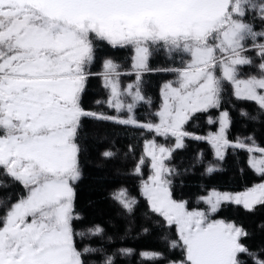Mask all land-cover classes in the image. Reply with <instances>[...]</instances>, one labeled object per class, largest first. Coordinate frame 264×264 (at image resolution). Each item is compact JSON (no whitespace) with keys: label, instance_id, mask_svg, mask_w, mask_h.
<instances>
[{"label":"snow or ice","instance_id":"obj_1","mask_svg":"<svg viewBox=\"0 0 264 264\" xmlns=\"http://www.w3.org/2000/svg\"><path fill=\"white\" fill-rule=\"evenodd\" d=\"M101 42L131 47L135 53V83L121 89L120 66L112 59L103 62L99 73L110 90L107 105L116 116L82 105ZM153 51L182 58L180 67L169 69L176 78L161 88L155 123L138 121L134 114L136 105L145 101L141 74L148 70ZM247 66L257 73L241 78ZM226 83L237 98L264 111V0H0V174L24 189L15 201L7 198L10 204L0 214V264H87L86 253L93 249H81L76 237L84 233L73 226L79 219L74 185L82 176L78 141L83 117L175 138L174 148L145 142L152 172L141 182L151 211L176 229L177 239L170 246L180 248L182 258L169 264H247L241 254L253 257V264H264L241 242L247 236L241 226L213 219L224 203L250 211L264 206V147L253 137L230 141L227 111L220 113L216 133L201 137L184 130L195 114L221 107ZM208 122L214 123L211 118ZM189 136L208 140L219 160L228 147L246 150L260 182L237 193L212 190L201 197L205 210L190 209L187 201L174 198V169L166 163ZM144 162L142 156L135 173L140 174ZM216 170V165L206 169ZM0 187L10 185L0 181ZM114 197L129 211L137 203L126 189ZM90 231L98 234L102 229Z\"/></svg>","mask_w":264,"mask_h":264},{"label":"trees","instance_id":"obj_2","mask_svg":"<svg viewBox=\"0 0 264 264\" xmlns=\"http://www.w3.org/2000/svg\"><path fill=\"white\" fill-rule=\"evenodd\" d=\"M259 24V21H257ZM259 30V29H258ZM256 59L255 53H248ZM134 49L131 47H113L106 42L97 43L95 60L91 65L92 75L82 96V105L86 110L105 115L116 116L115 109L107 105L110 90L104 87L102 64L112 59L120 66L119 80L125 85L127 80L136 79L132 67ZM150 69L180 67V56L157 53L151 56ZM186 59V57H183ZM255 62L254 64H258ZM246 69V70H245ZM245 74H256L254 66L243 68ZM174 72H144L141 74L140 89L145 97L135 110V117L141 122H156L154 113L161 106V88L174 78ZM100 103H97V102ZM221 110H228L231 118L229 138L232 141L253 137L256 143L264 147V111L255 102L239 99L230 84H225L220 109H210L197 113L187 123L186 130L196 135L208 136L218 130ZM248 115H241V113ZM127 113L124 112L123 115ZM211 118L214 123H209ZM157 138L155 132L147 129L124 126L110 121H99L92 117L82 118L79 137L81 178L75 184V212L79 219L74 220L76 232L84 233L76 240L81 249L87 247L93 251L86 253L87 264H169L180 260V248L170 246L177 239L174 226L169 227L159 214L151 211L147 199L141 194V182L152 172L151 160L146 156L145 142ZM111 151L114 155L106 158L103 153ZM144 164L140 174L134 169L141 157ZM249 153L238 148H229L224 159L219 160L212 144L207 140L187 138L185 145L175 150L167 161L174 169L171 176L173 196L177 200L188 202L190 209L205 206L201 197L212 190L241 192L260 181V176L248 165ZM216 165L217 170L208 173L206 169ZM2 171V170H0ZM0 181L10 185L0 187V214L9 206L8 197L15 201L24 189L19 183L0 174ZM126 189L137 203L129 211L124 208L114 194ZM217 216L235 222L247 233L241 242L248 246L256 258L264 259V206L247 210L242 205L224 203ZM100 227L102 231L94 234L92 229ZM129 249L130 252L122 250ZM161 253L157 259H146L142 253ZM241 260L253 264V257L241 254Z\"/></svg>","mask_w":264,"mask_h":264},{"label":"rangeland","instance_id":"obj_3","mask_svg":"<svg viewBox=\"0 0 264 264\" xmlns=\"http://www.w3.org/2000/svg\"><path fill=\"white\" fill-rule=\"evenodd\" d=\"M157 53H163V54H167L166 52H164V51H153L152 52V54L150 55V57H149V60H148V70H146V71H144V72H152V71H154V72H158V71H161V72H172V71H169V69H172V68H155L154 70L153 69H150V60H151V56L153 55V54H157ZM135 54V53H134ZM186 59H187V57H186ZM177 62H180V59H175ZM257 60H258V62H260L259 61V58L257 57L256 59H254V63L255 62H257ZM132 65H133V62H132ZM245 68V67H244ZM243 70V69H242ZM246 70V69H245ZM143 72V73H144ZM245 71H241V78H245V77H247L248 75H251V74H245L244 73ZM123 73H135L134 71H126V72H123ZM176 77L174 76V78H171V79H169L168 81H171V80H174ZM120 81V80H119ZM135 81H136V79H130V80H127V82H126V84L125 85H122V82L120 81V86H121V89H124L127 85H129V84H133V83H135ZM168 81H166V82H168ZM227 84H230V83H227ZM231 85V84H230ZM231 87L233 88V91H234V87L231 85ZM125 102L126 103H128V102H131V98L130 97H125ZM139 104V103H138ZM138 104L136 105V107H135V109H134V113H135V110H136V108H137V106H138ZM161 104H162V100H161ZM220 109V108H219ZM223 111H227L228 113H229V111L228 110H221V112H223ZM93 112V111H92ZM220 112V113H221ZM127 115V114H126ZM220 116V115H219ZM229 116H230V114H229ZM190 121V120H189ZM188 121V122H189ZM156 122H158V120L156 121ZM155 123V122H154ZM187 125V124H186ZM186 125L184 126V130L185 131H187L186 130ZM230 125H231V118H230V124H229V127H228V130H227V133H226V135H227V138L230 140V138H229V129H230ZM219 127H220V125L218 126V130L216 131V132H218L219 131ZM216 132H214V133H216ZM189 133V132H188ZM191 134H193V133H191ZM157 135V134H156ZM196 135V134H195ZM159 138H161L160 140H158L157 138H154V139H151V140H155L156 141V143L158 144V145H163V146H165V147H170V148H174V146H175V138L174 137H171V136H169V137H163V136H159V135H157ZM196 136H201V137H206V136H204V135H196ZM187 138H192L191 136H189V137H185V139H184V141H183V144L185 145V141H186V139ZM202 140H206V139H202ZM208 141V140H207ZM230 141H232V140H230ZM209 142V141H208ZM232 142H235V141H232ZM210 143V142H209ZM213 147V146H212ZM229 148H234V147H228V148H226L225 149V151H224V157H225V155H226V153H227V151H228V149ZM177 150V149H176ZM213 150H214V153H215V148L213 147ZM175 151V150H174ZM173 151V152H174ZM146 154V153H145ZM216 155V154H215ZM147 156V155H146ZM149 157V156H148ZM150 158V157H149ZM170 159V158H169ZM169 159H167V161L169 160ZM150 160H151V158H150ZM166 161V163L168 164V162ZM148 178V177H147ZM146 178V179H147ZM146 179H144V180H146ZM260 182V181H259ZM77 182H75V184H76ZM258 183V182H257ZM74 187H75V185H74ZM217 191H220V190H217ZM220 192H229V193H237V192H230V191H220ZM242 192V191H241ZM208 195V194H207ZM230 203V202H229ZM235 204V203H234ZM223 205V204H222ZM221 205V206H222ZM207 208V205L205 204V206H203V207H200V208H196V209H201V210H205ZM220 210V209H219ZM219 210H218V212H219ZM218 212L217 213H215L214 215H213V219H223V218H221V217H219V216H217V214H218ZM223 220H226V219H223ZM226 221H228V220H226ZM229 222H232V221H229ZM233 223H235V222H233ZM236 224V223H235ZM237 225V224H236ZM239 226V225H238Z\"/></svg>","mask_w":264,"mask_h":264}]
</instances>
